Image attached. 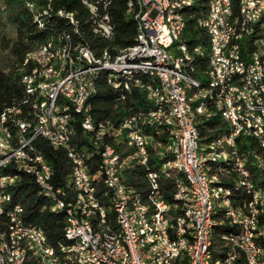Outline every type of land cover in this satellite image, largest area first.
I'll use <instances>...</instances> for the list:
<instances>
[{
	"label": "bare ground",
	"instance_id": "6f19581e",
	"mask_svg": "<svg viewBox=\"0 0 264 264\" xmlns=\"http://www.w3.org/2000/svg\"><path fill=\"white\" fill-rule=\"evenodd\" d=\"M83 1L92 14L95 33L109 38V25L113 26L109 14L106 13V23L98 4ZM195 1L162 0L163 6L158 7V14L162 16L160 32H165V36L168 34L170 41L177 42L175 47L167 49L170 81L175 83V89L182 98V106H186V109H182V116H186L187 121L191 123L193 143L198 151L201 171L209 181L207 192L210 213L209 223L204 231L201 264H222V260L229 254V247H225L224 242L229 236H235L230 237V253L233 258H240L241 255L243 258H252V246H255L261 263L264 264V114L260 111L261 108L264 113V58L259 53L251 55L254 65L262 66V73L249 71L252 91L250 95V92H246L244 56L239 50L245 36L248 1L239 0L240 14L235 15L233 0H212L208 15L201 22L210 35L211 59L208 78L209 84L214 82V79L225 80L226 100L218 86L201 89L200 82L185 72L191 54L188 46L181 42V34L185 28L183 9L192 6ZM249 2L251 9H258V0ZM129 6L131 9L137 7L135 19L139 34L134 46L121 50L115 56L108 51L98 55L83 44H74L70 36L62 35L58 41L49 40L39 51L30 54L26 61L34 63L31 72L23 77V83L26 91L35 97V103L32 104L36 107V112H33L35 122L32 124L31 121L30 123L19 118V108L6 109L0 118V159H8L0 160V173L9 175V178L0 179V264H48L38 260L41 258V243L47 244L53 259H60L61 264H89L87 261H81L76 247H72L77 244L88 245V236H99L97 252L109 253L110 249H119L121 246L124 251H132L128 224L121 213L122 198L119 190L124 195L123 205L133 229L134 246L143 260H155L154 264H172L173 259L174 264H197L196 255L201 241V213L199 202H193V198L194 201H201V190L195 180L194 170L188 169L186 152L180 147L172 148L174 139H177L178 120L170 81H166L163 57L148 58L147 65L146 57L143 56L154 50V41L149 38L150 22H147L146 17L147 0H129ZM176 6H180L176 9L178 24L173 23L168 13V10H174ZM58 14L73 19V13L61 10ZM259 18H251L250 27H253ZM219 36H225V40H220V47H224L223 59L230 61L226 78L223 67L216 62L215 41L219 40ZM195 51L198 53L200 50L196 48ZM130 55H133L134 70L126 63L108 65L116 57ZM104 70L108 73V82L113 78L114 82H120V87L126 92L135 88L132 81L136 73L147 75L146 95L152 108L147 114L142 113L141 119L137 116L141 137L139 132H135V127H130L126 121H122L116 128L117 126L113 127L109 123H97L94 119L92 104L89 101L94 88L93 77ZM75 75L73 90H77L78 98L87 96L83 116L88 128L83 120L80 124L88 138L89 132L91 137H96L97 146H102L105 152L107 165H111L115 175H118V186H114L108 167H104L102 154L100 173L106 187L103 196L108 198V206L97 195V173L89 172L84 158L71 145L74 137V124L71 122L76 118L75 115H80V109L77 104H70V100L65 98V92L44 89L66 87L69 79ZM110 84L115 86V83ZM137 88L145 92V86ZM192 88L198 89L194 95L189 94ZM212 92H215V97L223 106V116L229 131L210 143L202 144L197 127L199 115L211 116V113H208L204 100L196 106L193 103L197 99H205L207 94L211 95ZM125 93L121 95L123 99L127 98ZM227 100H230V103ZM256 104L260 108H256ZM232 108L235 110L234 114ZM57 109L67 111L69 120H64ZM149 128L155 129L156 136L162 135L165 128L169 129L168 140L165 143L158 141L159 146L163 148L161 154L171 157L162 162V173L169 175L167 170L173 167L184 176L176 180L177 191L174 199L177 213L174 218L169 204L161 195L160 172L153 171L154 178L151 171L147 174L151 191L150 202H146L133 186L125 182L123 171L127 164L132 160L142 165L149 162L150 148L155 144L153 133L147 131ZM5 129L11 133L13 139L9 134H4ZM120 133L121 140L115 139V134ZM252 133L259 134L261 139H252V142H249ZM39 137L47 139L55 147L65 148L72 160L73 171L69 182L67 181L72 192L60 187L63 201L56 194L48 192L55 190L56 185L53 182L51 163L43 162L47 159L36 147V139ZM112 137L133 148L134 153L122 157L120 150L115 147L116 144L104 143L107 138ZM89 140L93 143V138ZM25 142L29 149L22 148ZM71 151L74 155H71ZM210 151H214V157ZM21 170L25 173L35 172L36 177L41 178V184L45 188L38 186L39 194L47 200L49 210L64 211L67 220H73L75 216L80 223H86L88 235L85 232L72 231L70 222H66L65 239L68 242L53 247L48 243L42 228L27 223L23 204L15 202L10 190L20 183ZM80 174H83V179H88L87 187L77 186ZM225 178L227 181L223 180ZM111 212L114 214V221L109 218ZM23 224H29V228L16 229ZM221 225L227 226L230 231L221 234L217 242L216 229ZM109 227L113 232L112 238L109 235ZM245 227L249 228V242L244 236H239L245 234ZM29 230L44 234H40L39 240L35 235H29ZM88 257H92V263H99L96 248L88 249ZM23 258L25 260H22ZM110 262L128 264V257L126 253H112ZM232 264H245V260H237V263Z\"/></svg>",
	"mask_w": 264,
	"mask_h": 264
},
{
	"label": "trees",
	"instance_id": "16d2710c",
	"mask_svg": "<svg viewBox=\"0 0 264 264\" xmlns=\"http://www.w3.org/2000/svg\"><path fill=\"white\" fill-rule=\"evenodd\" d=\"M88 1L98 4L100 11L109 14L114 26L111 38H104L95 33L92 14L83 0H0V41L3 42V47L9 51L7 65L0 67V118L6 109L19 108L20 112L17 113L19 118L31 121L32 124L35 122L34 114L31 113L30 108V102L34 104L35 97L26 91L23 77L29 74L34 66L33 62L26 63L30 54L39 51L41 46L49 40L58 41L62 35H68L74 44L86 45L98 55H102L103 50L106 49L112 56L136 44L139 34L135 19L137 7L131 9L129 0ZM211 4L212 0H196L192 6L183 9L185 28L181 34V42L188 46L191 54V59L185 66V72L189 77L200 82L201 89L209 87L208 70L211 59L210 35L201 22L207 17ZM233 8L234 14L239 15V0H233ZM61 10L65 13H73V19L59 15L58 12ZM253 27L254 33L243 44L242 54L244 56V52H247L251 56L259 52L264 58V13ZM165 39L168 44L167 49L177 45V42L169 40L168 34ZM196 48L200 50L198 53L195 51ZM137 74L141 76L143 82H148L147 75L139 72L136 73V77ZM107 76L108 73L104 70L93 77L94 88L89 101L92 104V115L97 123H109L118 128L122 122L121 119L128 113V110L133 109L134 113H138L137 116L140 119L142 113H148L152 107L145 92L138 88H132V92H126L120 86L111 85ZM197 91V88H192L189 90V94L194 95ZM123 93L127 98L118 101L117 99H121ZM201 101L205 103L208 113H211V116L199 115L197 124L200 141L202 144H207L228 133L229 128L223 116V106L215 97V92H212L211 95L208 93L205 99H197L193 104L196 106ZM79 116L75 115L77 119L75 118L71 122L72 125L74 124V137L71 145L82 155L89 172L97 173V195L108 206V198L103 196L106 187L103 183V175L100 173L102 169L100 149L102 150L103 147L96 148L89 140L80 124L81 120H78ZM147 131L153 133L155 143L152 145L154 147L150 148L149 162L147 165H142L136 160H132L127 164L123 171L125 182L133 186L146 202H150L151 191L147 174L151 170L160 172L161 195L169 204L171 215L174 218L177 213L174 199L177 191L176 180L184 176L173 167H169L167 170L169 175L161 171L164 159L171 158L162 155L163 148L159 146L160 142L165 143L168 140L169 129L165 128L160 136H156L155 129L149 128ZM104 143L116 144L115 147L120 150L124 158L134 153L133 148L115 140L114 137L107 138ZM36 147L53 167L54 184L70 191L67 178H71L73 163L67 150L51 145L43 137L36 139ZM223 180L227 181L226 178ZM12 193L15 202L23 204L27 223L42 228L51 246L58 247L59 244L68 242L65 239L67 215L64 211L52 212L49 210L47 200L39 194V188L31 177L24 176L23 180L13 187ZM113 216L112 212L109 213L111 221H114L115 217ZM229 231L227 226H218L215 240L219 242L220 235Z\"/></svg>",
	"mask_w": 264,
	"mask_h": 264
},
{
	"label": "built area",
	"instance_id": "2783aa9c",
	"mask_svg": "<svg viewBox=\"0 0 264 264\" xmlns=\"http://www.w3.org/2000/svg\"><path fill=\"white\" fill-rule=\"evenodd\" d=\"M247 1H248V8H247V22H246V28H245V36L242 42V48H239V50H243V44L248 40L251 34L254 33V27H250L251 18H259L264 13V0H258V9H251V2H249V0ZM159 6H163L162 0H147L146 17H147V22H150V37L149 38H150V41H154V50L151 53H145L143 56L146 57L147 65H148V58H155V56H162L163 64L165 67L166 81H170V73H169L170 61H169V56L167 54V43L165 40V32H160L162 16L158 14ZM178 7L180 6H176L174 10H168V13L170 17L172 18L173 23H176V24H178L177 18H176V9ZM103 15L105 16V22L108 23V18H107L105 11H103ZM224 20L225 21L227 20V13H226V17ZM109 28H111V36H109V38H111L114 33V26L109 25ZM220 40H225V36H219V40L215 41V56H216V62L218 63V65L223 67L225 78H226V73L228 72V63L230 61L223 59L224 47H220ZM105 52H107L106 49L103 50V53ZM132 56L133 55L116 57V59L112 60V63L108 65H117L119 63H126V65H128L130 69L134 70L135 65H132ZM243 65L245 68L246 92H250V95H252V91L250 90L249 71H257V73H262V66L254 65L252 61V57L249 56V53L247 52L246 53L244 52ZM75 78H76V75L75 77L70 78L68 81V86L66 87H50V88H44V89H50L53 92H65V98L70 100V104H77V107L80 109V116H79L80 118L78 120H83V123L88 128V125L86 124L85 116H83V109H84V104H85L87 96H85V98L77 97V90H73V81ZM109 83H115V86H120V82H114L113 78L110 79ZM132 84L135 88H137V86H145V93L148 95V89L145 85V82H143L139 74H137V77L133 78ZM224 84H225V80H215L214 79V82H210L209 86L220 87L222 95L225 96V100H226V91H224ZM170 86H171V96H174V108H175V114L178 120L177 139H174V144L172 148L180 147L184 152H186L188 169L194 170L195 180H197L199 184V189L201 190V201H194V198H193V202H199V211L201 213V241H200L198 253L196 255L197 264H201V249H203L204 231L209 223V213H210L208 210L209 193L207 192V185H209V181L206 179L205 173L201 171V164L198 161V151L196 149L195 143H193V132L191 128V123L187 121L186 116H182V109H186V106H182V98L179 97L177 90L175 89V83H171L170 81ZM117 100L119 101V100H124V99L121 98ZM227 101L230 103V100H227ZM30 108H31V112H36V107H33L31 102H30ZM256 108H260V106L256 104ZM57 111L60 112L64 120H69V116H67V111H61L59 109H57ZM260 111H261V114H264L261 108H260ZM234 112L235 110L232 108V113L234 114ZM137 114L138 113L133 112V109L128 110V113L121 119V121H126V124H128L130 127H135V132H139L140 137H141L142 133L138 129ZM36 115H41V114H36ZM121 133L115 134V139L121 140ZM4 134H9V136L11 137V133L6 131V129L4 130ZM89 138H93V145L100 149V146H97L96 144V137H91L90 132H89ZM252 139H261V137L257 133H252L249 139V142H252ZM22 148L29 149L26 142L25 144L22 145ZM100 152L104 155V167H108V172L110 173L111 181H113L114 186H118V175H115L114 170L112 169L111 165H107L105 161V152L101 149H100ZM210 152H211L212 157H214V151H210ZM71 155H74L73 151H71ZM0 160L8 161L7 158L0 159ZM47 161L48 160H43V162H47ZM237 164H238V159H237ZM151 173H152V178H154L153 170H151ZM24 176L31 177L33 180H35L37 186H42L41 178L36 177L35 172L25 173L23 170H21V175L19 176L20 182L23 180ZM1 178H9V175L7 173H0V179ZM67 180L69 181V178H67ZM87 180L88 179H83V174H80L79 183H77V186L87 187ZM42 188H45V187L42 186ZM10 190H11V196H13V193H12L13 188H10ZM48 192L56 194L58 198H60L63 201V199L61 198L60 185H57L55 190H48ZM119 195L122 198V206L120 208H121V213L124 216V219L126 220L128 224V232L130 234L131 242H132V251H124V247L121 246L119 249H110L109 253L97 252V244H98L99 236H88V245L77 244V245H72V247H76V251L79 252L81 261H87L89 262V264H115V263L110 262V255L112 253H126V256L128 257V264H154L155 260H143L142 255H139V250L134 246L133 229L130 227V222H128V217H126V208L123 205L124 195L121 193L120 190H119ZM160 204L162 206V203ZM99 211L101 212V209H99ZM3 222H7V220H3ZM66 222H70V227L72 231L85 232V234L88 235L87 224L80 223L75 216L73 220H66ZM160 224L162 225V222ZM21 227L29 228V224H23V226H17L16 229H20ZM11 234L13 236V233ZM40 234H44V233H34L33 231L29 230V235H35L36 238H38L39 240H40ZM109 235H110V238L113 237V232L110 227H109ZM239 236H244L245 238L248 239V242H249V228L245 227V234L239 235ZM230 237H235V236H229L224 239L225 247H229V254L225 260H222V264L237 263V260H245V264H249V262H258V264H262L260 260V256L257 252V249H255V246H252V258H243L242 255L240 258H233L230 253V246H231ZM13 238H16V237H13ZM25 248L27 250V245L25 246ZM89 248H96V256H99V263H92V257H88ZM22 260H25V258H23ZM38 260L46 261L48 262V264H61L60 259H53L52 253L49 251V247L45 243H41V258H38ZM172 264H174L173 259H172Z\"/></svg>",
	"mask_w": 264,
	"mask_h": 264
},
{
	"label": "rangeland",
	"instance_id": "374dc122",
	"mask_svg": "<svg viewBox=\"0 0 264 264\" xmlns=\"http://www.w3.org/2000/svg\"><path fill=\"white\" fill-rule=\"evenodd\" d=\"M1 28V24H0ZM9 51L3 47V42L0 41V67H4L8 63Z\"/></svg>",
	"mask_w": 264,
	"mask_h": 264
}]
</instances>
